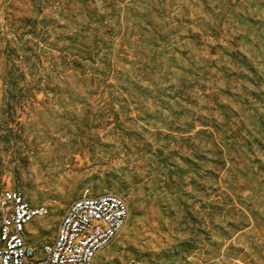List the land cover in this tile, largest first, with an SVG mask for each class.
<instances>
[{"label": "rangeland", "instance_id": "rangeland-1", "mask_svg": "<svg viewBox=\"0 0 264 264\" xmlns=\"http://www.w3.org/2000/svg\"><path fill=\"white\" fill-rule=\"evenodd\" d=\"M114 193L96 264H264V0H0V193Z\"/></svg>", "mask_w": 264, "mask_h": 264}, {"label": "built area", "instance_id": "built-area-1", "mask_svg": "<svg viewBox=\"0 0 264 264\" xmlns=\"http://www.w3.org/2000/svg\"><path fill=\"white\" fill-rule=\"evenodd\" d=\"M49 213L48 206L30 204L18 190L0 193V264H96L129 217L117 194L84 196L66 207L48 241L31 242L30 225Z\"/></svg>", "mask_w": 264, "mask_h": 264}]
</instances>
